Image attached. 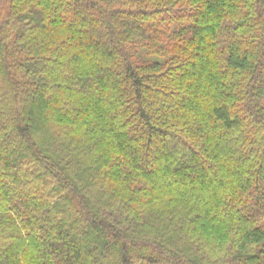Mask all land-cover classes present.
I'll use <instances>...</instances> for the list:
<instances>
[{"label": "trees", "instance_id": "trees-1", "mask_svg": "<svg viewBox=\"0 0 264 264\" xmlns=\"http://www.w3.org/2000/svg\"><path fill=\"white\" fill-rule=\"evenodd\" d=\"M0 264H264V0H0Z\"/></svg>", "mask_w": 264, "mask_h": 264}]
</instances>
